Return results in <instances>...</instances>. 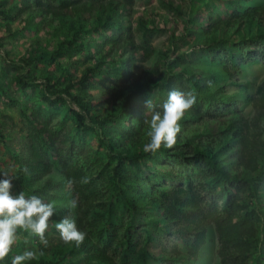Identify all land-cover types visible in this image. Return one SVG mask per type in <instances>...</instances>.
I'll return each instance as SVG.
<instances>
[{
    "label": "rangeland",
    "instance_id": "obj_1",
    "mask_svg": "<svg viewBox=\"0 0 264 264\" xmlns=\"http://www.w3.org/2000/svg\"><path fill=\"white\" fill-rule=\"evenodd\" d=\"M107 1L77 0L86 6ZM20 2L31 8H59L66 0H0V8L15 13L11 19L0 17V168L20 180L12 182L13 195L23 191L54 202L47 248L63 242L55 224L64 216L87 232L85 242L74 245L59 264H84L88 254L96 256L90 264H219L216 220L224 215L225 192L243 197L247 191L242 180L232 179L235 167L226 163L221 149L214 154L229 172L225 179H218L210 156L189 146L197 139L223 140L231 127L235 133L245 132L243 120L251 117L255 88L264 79V23L243 22L264 0H111L116 8L108 19L86 24L91 17L85 15L87 28L78 23L70 27L68 20L59 23L39 9L17 13L15 4ZM224 20L235 21L220 29L228 40L213 44L215 26ZM74 36L82 40L80 47ZM113 41L121 45L112 49ZM21 56L31 62L19 61ZM98 57L99 72L71 88L86 94L89 103L84 122L90 126L81 129L73 112L83 111L73 102L65 98L49 105L42 96L49 83L62 87ZM166 69L177 81L158 79L141 90L122 89L131 74L144 84L149 74ZM18 76L29 83L21 86ZM172 89L194 91L197 104L179 121L182 130L171 149L162 145L155 154L145 153V121L151 117L145 100L153 99L159 110ZM110 110V118L92 123L93 116L102 118ZM115 150L135 160H118ZM35 152L47 171L25 182L28 173L16 168ZM84 176L90 182L82 185ZM69 178L76 181L71 190L66 186ZM258 184L264 204V172ZM73 199L77 207L70 209ZM257 204L253 200L251 205ZM100 225L105 233H98ZM39 245L37 236L18 229L12 251L0 264H11L15 255L28 250L36 251L37 259H47ZM237 255L236 263L264 264V215L248 250Z\"/></svg>",
    "mask_w": 264,
    "mask_h": 264
},
{
    "label": "trees",
    "instance_id": "obj_2",
    "mask_svg": "<svg viewBox=\"0 0 264 264\" xmlns=\"http://www.w3.org/2000/svg\"><path fill=\"white\" fill-rule=\"evenodd\" d=\"M171 5V4H170ZM168 4V6L170 7ZM15 6L19 7L17 13L28 11L29 13L38 10L42 11L44 14H49V19H55L57 22L62 23L64 20L69 21V25L74 26V24H79L80 27L87 28L84 24L86 18L85 15H89L91 18L87 19L88 23L96 22V24H101L103 19H108L109 13L116 8V5L108 0L106 3L89 4L86 6L84 3H79L77 0H66V3L62 4L59 8H49V7H35L31 8L26 2L16 3ZM173 7V5H172ZM15 16V13H10L7 9L0 8V17L3 19H11ZM239 21V20H238ZM235 21L224 20L215 26L218 28L217 34L212 35L210 41L214 44L221 45L227 42L226 36L221 32L220 29L230 27V24ZM244 24L251 26L254 23H264V3L260 6L253 7L246 13L244 18ZM83 25V26H82ZM89 27V26H88ZM79 36H74V41L76 46L80 47L82 40L78 39ZM250 37V36H249ZM73 40V37H72ZM114 45L112 49L118 48V42L113 41ZM66 46H71V40L66 41ZM212 46V45H211ZM19 61L31 62L29 56H21L18 58ZM93 65H87L84 70L77 76L69 78L62 87H57L53 83H49L48 93L42 96V99L47 104H53L57 99H68L73 102L83 114L75 111L73 115L76 119L77 126L81 129H85L89 124L84 122L85 115H88L89 103L87 96L83 92L73 93L71 88L73 86H79L85 84L91 77L99 72L98 64L100 63V58L96 59ZM98 63V64H97ZM160 72L155 71V75L146 78V81L141 82L140 76L137 74H131L129 81L122 87L124 91H130L133 87H138L139 90L147 87L154 80H158L160 83L175 82V74L169 72L167 69L159 74ZM225 73L229 74L228 71ZM16 82L21 86L25 87L29 81L22 77H16ZM53 96V98L51 97ZM126 96V94H125ZM113 99V98H112ZM114 114L112 110L104 117L96 118L93 116L91 121L93 124H100L102 120L110 118ZM89 116V115H88ZM245 125V132L235 133L231 128L228 129V133L225 135L223 140H214L213 142H205L204 140L197 139L195 142L189 146L193 151L199 152L201 154L210 156L213 160L214 168L218 179H225L228 177V170L223 168L219 164L221 158L214 154L215 150L221 149L226 156L224 160L230 165V168L235 167V172L231 175L232 179L235 181L242 180L247 191L243 197H239L238 194L225 192V199L223 201L224 215L219 221L216 220V232L218 238V261L219 264H243V261L236 263L234 261L235 254L242 255L248 250L249 241L256 237V230L259 228V222L261 215H264V206L262 194H258V180L260 175L264 172V140L261 138V131L264 130V79L255 88V100L253 105V112L250 118L243 120ZM3 140V136L0 132V141ZM239 144V145H238ZM114 153L118 160L125 159L128 163H133L135 157L132 154H126L115 150ZM28 168V174L24 175L27 179L31 177L32 179H39L46 171L47 168L45 164L40 160L38 153H33V157L25 163V165H17V172L22 174L24 167ZM0 170H2L0 168ZM112 175L116 181L120 178V174L117 166L112 168ZM13 179V183H19L20 180L15 173L9 174ZM117 192L122 195L123 193L119 190L118 185L116 188ZM256 200L258 203L256 208L252 206V201ZM261 204V207H259ZM247 207V208H246ZM105 231L103 226H98V233ZM75 245V242L71 244H65L60 242L57 245L45 248L44 245L40 246L39 249L48 253V258L44 259L39 257L36 261L31 264H59L63 256ZM96 256L88 254L85 256L84 264H90L92 259ZM233 258V259H232Z\"/></svg>",
    "mask_w": 264,
    "mask_h": 264
},
{
    "label": "clouds",
    "instance_id": "obj_3",
    "mask_svg": "<svg viewBox=\"0 0 264 264\" xmlns=\"http://www.w3.org/2000/svg\"><path fill=\"white\" fill-rule=\"evenodd\" d=\"M197 104V94L192 91H181L172 89L168 92L167 99L159 106L148 98L145 100V108L151 113L146 136L149 142L144 144L145 153L155 154L163 145L166 149H171L177 142L178 134L181 132V124L185 113L193 109ZM28 173V168H23ZM0 261L12 251L17 240V230H23L39 238L45 248L49 242L45 236L49 227V221L55 212L54 202H45L42 198L31 195L26 196L23 191L12 194V177L6 170H0ZM90 178L84 176L80 179V184H88ZM76 183L69 178L66 186L71 190ZM77 200L69 201V208L77 207ZM56 230L60 234L61 240L68 244L75 242L76 247H80L87 239V232L77 228L75 220L71 216H64L55 224ZM41 251L39 255H43ZM36 251L28 250L23 254L15 255L11 264H24V262L37 259Z\"/></svg>",
    "mask_w": 264,
    "mask_h": 264
}]
</instances>
